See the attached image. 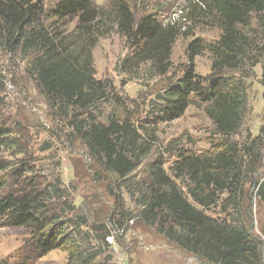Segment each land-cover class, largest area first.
<instances>
[{
  "label": "trees",
  "instance_id": "16d2710c",
  "mask_svg": "<svg viewBox=\"0 0 264 264\" xmlns=\"http://www.w3.org/2000/svg\"><path fill=\"white\" fill-rule=\"evenodd\" d=\"M42 1L0 0V41L12 52L28 57L27 70L47 103L57 106L66 117L72 113V126L87 154L104 170L126 178L141 163L148 144L140 140L129 121L110 118L102 123L88 113L100 101L117 105L122 102L114 93L112 82L94 77L89 51L77 43L84 36L88 43L94 42L93 33L103 27L102 21L112 19L132 49L117 73L132 78L142 65L148 64L152 76L165 77L179 30L152 14L137 19L123 1L114 2L109 13L94 0H57L55 9L48 14ZM199 3L193 6L200 8ZM205 13L220 33L212 42L194 38L187 44L182 73L174 80L166 79L158 96L159 114L153 120L170 122L181 117L192 104L203 106L213 135L220 140L218 149L200 156L179 151L167 168L170 175L162 161L151 163L147 184L144 188L137 184L135 188L140 195L136 198L140 206L138 218L206 264H264V229L262 237L252 234L251 211L249 206H242L247 183L243 172L257 167L264 144L262 135L243 143L232 141L246 114V87L241 74L259 64L264 87V0H208ZM68 18L76 20L72 33L60 28L61 21ZM204 50L212 56L213 73L209 78L195 70L194 59ZM79 111L86 118L76 119L81 115ZM7 133L8 128L0 126V138ZM58 181L42 186L32 178L24 181L22 191L11 189L5 193L0 183V222L29 230L37 257L63 249L68 254L65 264H94L101 251H90L92 247L78 238L85 221L62 219L71 208L61 201L65 192ZM255 186V197L264 203V179ZM224 193L222 210H234L233 214L227 212V220L205 212L218 204ZM52 201L62 207L57 209ZM119 204L116 208L121 212V198ZM109 222L118 230L123 229L122 222ZM109 235L108 230L98 241L105 242ZM27 260L9 263L0 259V264H27Z\"/></svg>",
  "mask_w": 264,
  "mask_h": 264
},
{
  "label": "rangeland",
  "instance_id": "374dc122",
  "mask_svg": "<svg viewBox=\"0 0 264 264\" xmlns=\"http://www.w3.org/2000/svg\"><path fill=\"white\" fill-rule=\"evenodd\" d=\"M123 1L138 18L152 14L163 23H171L179 30L170 56L171 67L165 77L152 76L148 64L142 65L135 76L127 77L117 73L123 58L132 49L117 32L113 20L105 18L103 27L93 33L94 42L88 43L86 36L80 38L79 47L89 51L92 69L96 79L112 82L114 93L122 104L108 100L98 102L88 111L98 122L110 118L125 119L148 145L139 166L126 178H118L102 168L91 158L80 143L72 126V113L68 114L51 107L38 90L34 76L27 70L28 57L12 52L10 47L0 41V126L8 128L5 137L0 138V183L2 193L9 190L22 191L24 181L35 179L39 184L60 182L64 190L62 202H67L71 211L63 216L75 223L84 222L79 228L78 238L83 239L90 251L100 250L94 264H206L196 256L184 252L157 233L155 227L147 226L138 218L140 206L135 191L137 184L144 188L148 182V167L156 160L168 166L179 151L198 156L215 152L219 138L213 135V126L205 116L203 106L190 105L185 113L170 122L153 120L159 113V95L162 94L166 79L174 80L181 75L186 63V46L194 38L212 42L219 35V29L210 24L205 10L208 0H94L104 11L112 12L114 2ZM200 8L194 7L198 3ZM57 0H43L45 12L55 9ZM204 6V8H203ZM75 19L61 21L60 28L72 33ZM86 42V43H85ZM198 74L212 76V56L204 50L194 59ZM151 74V75H150ZM246 87V114L243 124L232 141L243 143L257 135H262L264 143V87L260 82L259 64L241 74ZM83 111H79L81 114ZM85 113L76 119L83 120ZM257 167L244 175V209L249 206L252 222L251 232L262 237L264 229V203L256 197L258 181L264 179V144ZM183 191L179 180H175ZM133 193V194H132ZM119 196V197H118ZM118 197V198H117ZM188 201L193 202L189 195ZM220 196L218 204L210 206L205 212L215 218L227 220ZM122 199V211L116 208ZM118 199V203H116ZM52 206L61 208L58 202ZM236 212V211H235ZM122 222L123 229H117L109 222ZM0 222V259L17 263L28 258L27 264H65L68 254L63 249H55L42 257L32 251L30 231L23 227L9 226ZM111 223V224H110ZM125 228V230H124ZM110 235L105 242L98 241L106 231Z\"/></svg>",
  "mask_w": 264,
  "mask_h": 264
}]
</instances>
